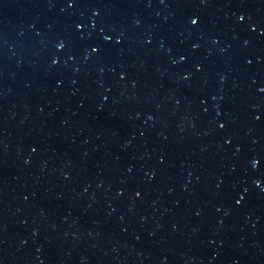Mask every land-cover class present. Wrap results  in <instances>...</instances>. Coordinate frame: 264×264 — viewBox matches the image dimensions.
Wrapping results in <instances>:
<instances>
[{
    "label": "water",
    "instance_id": "obj_1",
    "mask_svg": "<svg viewBox=\"0 0 264 264\" xmlns=\"http://www.w3.org/2000/svg\"><path fill=\"white\" fill-rule=\"evenodd\" d=\"M0 264H264V0H0Z\"/></svg>",
    "mask_w": 264,
    "mask_h": 264
}]
</instances>
